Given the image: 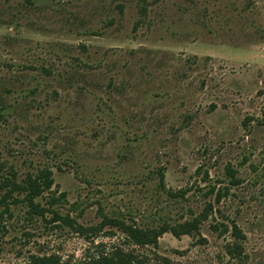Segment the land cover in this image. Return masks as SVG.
I'll return each mask as SVG.
<instances>
[{"label":"rangeland","instance_id":"rangeland-1","mask_svg":"<svg viewBox=\"0 0 264 264\" xmlns=\"http://www.w3.org/2000/svg\"><path fill=\"white\" fill-rule=\"evenodd\" d=\"M44 168L55 184L36 200L65 192L54 208L85 226L208 219L136 247L12 204L0 264L116 246L151 264H264V0H0V176ZM233 221L238 257L211 227Z\"/></svg>","mask_w":264,"mask_h":264},{"label":"trees","instance_id":"trees-1","mask_svg":"<svg viewBox=\"0 0 264 264\" xmlns=\"http://www.w3.org/2000/svg\"><path fill=\"white\" fill-rule=\"evenodd\" d=\"M27 3H33V0H25ZM232 180H235V173L232 169L229 170ZM17 171H9L6 176H0V188L3 193L0 195V216L4 217L5 214L12 216V204L23 203L28 207L27 213L30 218L39 216L46 218L48 213H52L49 222L60 221L70 225L75 232L81 235L96 236L106 226L116 227L124 235L125 244L134 245L136 247H147L154 246L155 248L159 245V236L165 232L170 231L175 236L180 237L181 235L188 234L192 235L195 231H199L200 226L204 220L208 219V213L205 212L201 217L196 216L190 220H186L180 223L178 226L165 223L160 229L158 228H143L134 223L128 222L126 219L113 218L104 216L103 220L93 226H85L76 219L71 218L70 215H62L59 211L54 208V204L60 200V198L66 197L65 192H61L58 197L54 195L47 201V204H42L36 199L43 195L44 192L50 191L55 184L52 170L44 168L37 174H28L23 181H17ZM161 180H164V172H162ZM224 227L223 232L231 231L232 236L236 242L228 247L227 253L231 257H238L242 253V248L238 241H242L246 238L240 226L233 221L231 226L225 223H213L211 227L215 231H220L221 227ZM5 228L3 224L1 226ZM111 233V232H108ZM221 233V232H220ZM124 244V245H125ZM122 246V245H121ZM162 264H180L172 263L168 258H162ZM61 256L56 253L45 254V255H34L26 264H60ZM82 264H151L149 259L139 254L135 249L131 251H124L123 247L116 246L111 252L101 251L100 254L90 256L85 259Z\"/></svg>","mask_w":264,"mask_h":264}]
</instances>
